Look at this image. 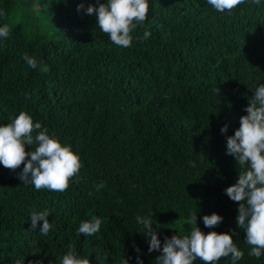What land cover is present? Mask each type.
Wrapping results in <instances>:
<instances>
[{
	"label": "trees",
	"instance_id": "16d2710c",
	"mask_svg": "<svg viewBox=\"0 0 264 264\" xmlns=\"http://www.w3.org/2000/svg\"><path fill=\"white\" fill-rule=\"evenodd\" d=\"M100 2L0 0V23L10 29L0 42V124L25 111L82 163L62 192L24 184L23 163L0 165V264L22 257L23 264H58L69 247L90 264H137V255L155 264L160 253L148 251L135 222L150 212L161 246L166 236L188 234L195 225L186 218L196 212L205 233L235 231L233 242L244 251L236 264H264V255H248L236 224L240 202L224 192L240 170L226 154V135L264 83V0H245L230 13L206 0H149L129 47L113 44L85 12ZM145 30L148 39H136ZM25 53L37 60L35 69ZM33 209L49 211L47 235L39 232L42 221L31 228ZM214 211L222 221L205 228L202 216ZM94 216L99 232L78 235L79 224Z\"/></svg>",
	"mask_w": 264,
	"mask_h": 264
},
{
	"label": "clouds",
	"instance_id": "9594fccd",
	"mask_svg": "<svg viewBox=\"0 0 264 264\" xmlns=\"http://www.w3.org/2000/svg\"><path fill=\"white\" fill-rule=\"evenodd\" d=\"M217 12H231L245 0H206ZM259 4L261 0H251ZM83 3L77 5L79 11ZM87 14L95 16L96 25L101 32L106 33L111 42L117 46L129 47L133 41L132 32L143 24L149 11V0H103L98 6L89 4L85 9ZM38 12V9H34ZM4 15L0 10V17ZM10 29L7 24L0 23V42L8 38ZM150 32L145 30L142 37L136 39L147 40ZM24 62L35 69L37 60L25 53ZM245 115L240 116L239 126L233 134L226 135V154L232 155L238 166V178L235 183L227 186L224 192L229 199L240 202L236 224L245 233V243L250 245L248 255L260 259L264 255V83L254 88V95L248 97ZM38 130V131H36ZM228 124L221 126L220 132L227 134ZM35 132V134H33ZM25 144L31 146L25 150ZM23 163L18 173L24 184H31L34 189L46 188L51 191L62 192L69 186L70 178L76 176L82 166L80 156L72 150L71 145L62 144L54 133L41 128L39 122H33L30 114L20 111L8 123L0 124V165L16 169ZM102 184L95 185L96 190ZM47 209L30 212L31 228L36 229L38 222L41 235H47L50 223L47 219ZM153 213L136 215L137 229L148 238V251L158 250L155 264H193L198 258L203 264H217L221 257H231V264H236L243 258L244 251L233 242L235 231L204 232L197 226V215L190 214L186 223L195 225L186 235L174 233L164 237L163 245L158 238V232L153 228ZM205 228L219 224L223 217L217 212L202 216ZM101 220L91 217L83 220L77 234L87 237L99 232ZM158 228V225H157ZM139 253V248L135 249ZM137 264H143L139 255ZM20 258L15 264H23ZM31 264H42L41 260ZM58 264H90L87 256L79 255L75 249L68 251L58 259ZM122 264H129L124 259Z\"/></svg>",
	"mask_w": 264,
	"mask_h": 264
}]
</instances>
